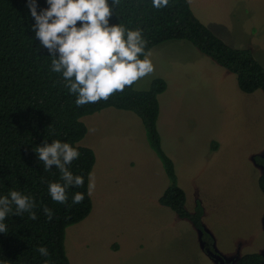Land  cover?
I'll list each match as a JSON object with an SVG mask.
<instances>
[{
	"label": "rangeland",
	"instance_id": "1",
	"mask_svg": "<svg viewBox=\"0 0 264 264\" xmlns=\"http://www.w3.org/2000/svg\"><path fill=\"white\" fill-rule=\"evenodd\" d=\"M189 2L219 37L250 48L264 65V0ZM147 58L155 71L135 88L147 89L156 77L167 82L158 128L188 210L202 202L213 249L228 263L264 253V193L254 160L264 154V92H244L232 71L189 40L162 42ZM83 120L88 132L80 143L95 151V188L91 213L66 231L71 264H219L192 222L160 203L169 178L141 118L107 107Z\"/></svg>",
	"mask_w": 264,
	"mask_h": 264
},
{
	"label": "trees",
	"instance_id": "2",
	"mask_svg": "<svg viewBox=\"0 0 264 264\" xmlns=\"http://www.w3.org/2000/svg\"><path fill=\"white\" fill-rule=\"evenodd\" d=\"M28 2L0 0V197L11 191L29 196L35 201L37 219H30L27 212L15 215L13 206L4 221L7 232L0 233V264H71L65 244L67 228L84 220L93 209L88 184L96 155L91 147L80 143L88 132L83 117L107 107L130 110L141 118L149 143L169 178L160 203L189 219L201 232L205 247L213 250L214 239L203 223V204L197 200L193 211L188 210L187 194L179 184L175 163L163 149L158 96L166 90V80L156 77L144 90H137L134 83L107 101L77 107V97L64 87L62 75L50 71L52 58L35 38V20ZM108 3L113 7V0ZM36 4L38 12L49 7L47 0H36ZM109 25L140 30L147 41L146 55L162 42L189 40L232 71L244 92H264V65L252 50L233 47L219 37L195 15L189 0H169L161 9L154 8L152 0H120L119 7H113ZM45 140L69 143L79 152V158L68 167L84 180V186L66 188L67 205L54 202L48 192L49 183L63 184L59 170L53 166L46 171L34 151ZM254 160L263 169L259 185L264 193V154L256 155ZM77 192L84 199L73 205ZM45 205L53 212L51 221L44 214ZM39 246L48 248L47 257L36 251ZM235 264H264V253L243 254Z\"/></svg>",
	"mask_w": 264,
	"mask_h": 264
},
{
	"label": "clouds",
	"instance_id": "3",
	"mask_svg": "<svg viewBox=\"0 0 264 264\" xmlns=\"http://www.w3.org/2000/svg\"><path fill=\"white\" fill-rule=\"evenodd\" d=\"M168 3L169 0H152L156 9L166 7ZM47 4L49 7L38 12L36 0H29L28 7L35 20L32 30L50 53V71L62 75L64 87L77 97V107L107 101L155 71L145 54L147 41L141 31L109 25L113 7H119L120 0H113V7L109 6L108 0H47ZM142 55L144 59L140 58ZM34 151L46 171L53 166L59 170L63 184L49 183L48 192L54 202L67 205L66 188L84 186V180L74 176L68 167L79 158V152L59 140L51 143L45 140ZM94 188L95 183L90 178L89 196ZM83 199V194L77 192L72 204L82 203ZM13 206L15 215L22 216L27 212L30 219H37L33 211L35 201L18 191H11L8 196L0 197V233L7 232L4 221L12 213ZM43 211L51 221L52 210L45 205ZM36 251L42 257L49 255L45 246H39Z\"/></svg>",
	"mask_w": 264,
	"mask_h": 264
},
{
	"label": "water",
	"instance_id": "4",
	"mask_svg": "<svg viewBox=\"0 0 264 264\" xmlns=\"http://www.w3.org/2000/svg\"><path fill=\"white\" fill-rule=\"evenodd\" d=\"M208 252L210 253V255L215 258L219 264H227V261L225 259L224 256H222L221 254L215 252V251H211V250H208Z\"/></svg>",
	"mask_w": 264,
	"mask_h": 264
},
{
	"label": "flooded vegetation",
	"instance_id": "5",
	"mask_svg": "<svg viewBox=\"0 0 264 264\" xmlns=\"http://www.w3.org/2000/svg\"><path fill=\"white\" fill-rule=\"evenodd\" d=\"M210 250H211V249H210ZM211 251H214V249L211 250ZM237 259H238V257L236 258V260H237ZM236 260H235L234 262H232V263H228V262H227V264H235Z\"/></svg>",
	"mask_w": 264,
	"mask_h": 264
},
{
	"label": "crops",
	"instance_id": "6",
	"mask_svg": "<svg viewBox=\"0 0 264 264\" xmlns=\"http://www.w3.org/2000/svg\"><path fill=\"white\" fill-rule=\"evenodd\" d=\"M262 172H263V169L261 168V173H262ZM259 252H261V251H259ZM245 254H246V253H245ZM240 256H242V255H240ZM240 256H239V257H240ZM239 257H238V258H239Z\"/></svg>",
	"mask_w": 264,
	"mask_h": 264
}]
</instances>
